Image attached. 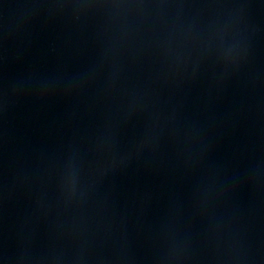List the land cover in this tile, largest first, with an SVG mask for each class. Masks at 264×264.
I'll return each mask as SVG.
<instances>
[{
    "label": "water",
    "instance_id": "water-1",
    "mask_svg": "<svg viewBox=\"0 0 264 264\" xmlns=\"http://www.w3.org/2000/svg\"><path fill=\"white\" fill-rule=\"evenodd\" d=\"M0 264H264V0H0Z\"/></svg>",
    "mask_w": 264,
    "mask_h": 264
},
{
    "label": "clouds",
    "instance_id": "clouds-1",
    "mask_svg": "<svg viewBox=\"0 0 264 264\" xmlns=\"http://www.w3.org/2000/svg\"><path fill=\"white\" fill-rule=\"evenodd\" d=\"M236 259L238 262L242 261V258H240V257H236Z\"/></svg>",
    "mask_w": 264,
    "mask_h": 264
}]
</instances>
